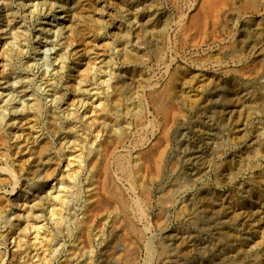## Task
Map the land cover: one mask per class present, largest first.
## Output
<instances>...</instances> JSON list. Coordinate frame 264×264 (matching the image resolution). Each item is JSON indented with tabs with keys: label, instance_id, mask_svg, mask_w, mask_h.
<instances>
[{
	"label": "rangeland",
	"instance_id": "1",
	"mask_svg": "<svg viewBox=\"0 0 264 264\" xmlns=\"http://www.w3.org/2000/svg\"><path fill=\"white\" fill-rule=\"evenodd\" d=\"M251 1L0 0V264H264Z\"/></svg>",
	"mask_w": 264,
	"mask_h": 264
},
{
	"label": "bare ground",
	"instance_id": "2",
	"mask_svg": "<svg viewBox=\"0 0 264 264\" xmlns=\"http://www.w3.org/2000/svg\"><path fill=\"white\" fill-rule=\"evenodd\" d=\"M250 1H251V0H250ZM251 2L253 3V2H254V0H253V1H251ZM251 2H250V3H251ZM237 171H238V170H237Z\"/></svg>",
	"mask_w": 264,
	"mask_h": 264
}]
</instances>
